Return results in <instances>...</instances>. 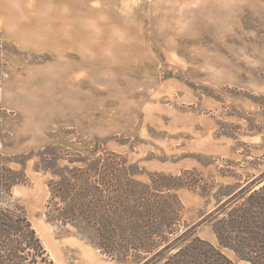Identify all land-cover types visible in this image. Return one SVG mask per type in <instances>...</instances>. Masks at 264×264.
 I'll return each mask as SVG.
<instances>
[{"label":"rangeland","instance_id":"1","mask_svg":"<svg viewBox=\"0 0 264 264\" xmlns=\"http://www.w3.org/2000/svg\"><path fill=\"white\" fill-rule=\"evenodd\" d=\"M148 10L124 24L112 14L109 28L96 27L125 49L109 59L96 49L87 74L77 73V60L58 74L54 59L18 50L0 28V157L28 177L0 206L25 207L55 264H123L73 225L46 218L53 174L38 155L50 145L77 158L112 150L138 164L143 180L153 172L196 178V188L179 191L188 224L234 264H251L223 247L203 218L218 195L264 169V0H175L155 34ZM29 62L51 65L41 74Z\"/></svg>","mask_w":264,"mask_h":264},{"label":"trees","instance_id":"2","mask_svg":"<svg viewBox=\"0 0 264 264\" xmlns=\"http://www.w3.org/2000/svg\"><path fill=\"white\" fill-rule=\"evenodd\" d=\"M38 155L42 170L53 174L46 218L73 225L108 258L123 264H234L185 219L179 191L200 183L187 171L153 172L143 180L138 164L112 150L77 158L69 148L50 145ZM62 160L68 165L60 166ZM27 180L24 169L4 166L0 157V196L12 199L14 186ZM217 199L203 221L212 224L223 247L251 264H264V169ZM0 264H55L16 201L0 206Z\"/></svg>","mask_w":264,"mask_h":264},{"label":"crops","instance_id":"3","mask_svg":"<svg viewBox=\"0 0 264 264\" xmlns=\"http://www.w3.org/2000/svg\"><path fill=\"white\" fill-rule=\"evenodd\" d=\"M174 5L175 0H0V28L5 40L18 50L29 56L46 54L54 59L58 74H66L62 68L68 67V63L73 68L75 60L77 73L87 74L89 68L95 67L96 57L109 59L111 52L125 49L121 44L111 47L108 31L96 34V27L111 26L112 14L119 23L123 18L124 24L128 18H142L144 8L148 7L152 12L151 26L156 29L151 32L155 34L158 20ZM162 21L165 23L168 17ZM116 39V43L128 41L120 36ZM44 65L29 62L26 67L42 74V66L49 67L51 63Z\"/></svg>","mask_w":264,"mask_h":264}]
</instances>
